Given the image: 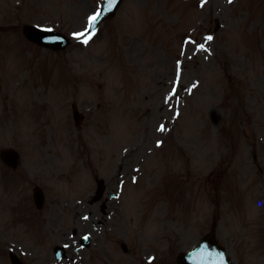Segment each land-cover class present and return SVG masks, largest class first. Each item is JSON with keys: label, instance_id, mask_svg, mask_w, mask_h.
Returning <instances> with one entry per match:
<instances>
[{"label": "rangeland", "instance_id": "obj_1", "mask_svg": "<svg viewBox=\"0 0 264 264\" xmlns=\"http://www.w3.org/2000/svg\"><path fill=\"white\" fill-rule=\"evenodd\" d=\"M51 2L58 9L43 7ZM101 2L0 0V27L28 23V16L81 15L77 31ZM16 4L21 6L12 9ZM44 11L48 15L41 17ZM117 14L114 31L107 24L83 46L74 39L62 58L52 55L28 70L11 68L7 76L0 71L3 99L7 96L18 106L17 114L0 119V147L19 151L21 188L27 175L47 179L51 204L50 214L34 216L29 229L6 227L11 213L0 208V264H10L6 253L13 244L26 264H58L56 246L65 247L63 264H102L107 259L110 264H136L150 254L165 256V264L169 256L194 247L210 228L232 260L264 264V0H126ZM8 36H0V55L12 64L15 58L8 52L22 48ZM109 54L121 68L108 67ZM65 58L73 68L67 64L56 71ZM178 69L177 98L171 94ZM77 74L82 85L68 86L63 100L62 84ZM77 100L109 105L97 116V130L85 135L99 153L93 166L79 158L78 132L69 121ZM112 102L115 111L110 113ZM58 120L68 122V128L59 129ZM161 125L162 133L156 132ZM157 141L162 142L160 150L153 148ZM95 176L105 179V196L121 185V196L114 201L119 204L109 205L101 228L95 224L102 219L98 206L87 204ZM13 199L0 188V206ZM13 214L27 222L31 212ZM84 232L91 233V244L75 254L77 235ZM121 239L130 250L123 257L113 243Z\"/></svg>", "mask_w": 264, "mask_h": 264}, {"label": "water", "instance_id": "obj_2", "mask_svg": "<svg viewBox=\"0 0 264 264\" xmlns=\"http://www.w3.org/2000/svg\"><path fill=\"white\" fill-rule=\"evenodd\" d=\"M121 0H115V3H119ZM114 3V4H115ZM116 4V5H117ZM202 248H198L199 250H195L193 255L198 256L199 260L194 262L196 264H216L215 261L221 258L222 262H224L223 252L218 248L213 242L203 241ZM219 251V252H218ZM182 258V264H189L188 255H184Z\"/></svg>", "mask_w": 264, "mask_h": 264}, {"label": "snow or ice", "instance_id": "obj_3", "mask_svg": "<svg viewBox=\"0 0 264 264\" xmlns=\"http://www.w3.org/2000/svg\"><path fill=\"white\" fill-rule=\"evenodd\" d=\"M232 2H233V0H229V3H232ZM114 3H115V0H109V5H108L109 8H111L112 4H114ZM101 14H102L101 11L97 10L94 15L89 16L87 19V28L83 32L76 33L75 34L76 38L79 39V38L83 37L84 39L82 42L87 44L89 42V40L92 38V36L95 35L94 28H95L96 22L99 19V17L101 16ZM207 40H212V37L208 36ZM199 48L204 49V45L203 44L199 45ZM173 92H175V89H173ZM159 130H161V131L164 130L163 125H161V128Z\"/></svg>", "mask_w": 264, "mask_h": 264}]
</instances>
